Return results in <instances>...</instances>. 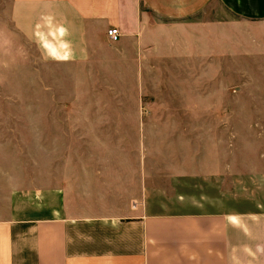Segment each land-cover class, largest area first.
Masks as SVG:
<instances>
[{
    "label": "crops",
    "instance_id": "obj_1",
    "mask_svg": "<svg viewBox=\"0 0 264 264\" xmlns=\"http://www.w3.org/2000/svg\"><path fill=\"white\" fill-rule=\"evenodd\" d=\"M3 17L7 43L133 92L90 106L137 114L43 118L57 145L0 176V264H264V209L227 207L222 190L264 171V137L226 115L241 76H264V0H0V44ZM195 178L217 197L187 192Z\"/></svg>",
    "mask_w": 264,
    "mask_h": 264
},
{
    "label": "rangeland",
    "instance_id": "obj_2",
    "mask_svg": "<svg viewBox=\"0 0 264 264\" xmlns=\"http://www.w3.org/2000/svg\"><path fill=\"white\" fill-rule=\"evenodd\" d=\"M2 24L0 176L3 183L11 174L29 173L38 169L42 163L43 146L47 144L53 146L54 143L57 145V137H52L51 132L48 134L49 128L43 122L45 116L126 114L133 117L137 114L136 107L90 106L95 100H106L108 97L109 99L123 96L134 97L133 92L127 94L122 93L121 90H109L106 87L118 76L75 74L72 73L75 67L49 65L47 61L37 59L36 52L32 49L29 53L34 54L35 58L28 59L26 54L29 53H27L25 41L18 35L14 44L7 43L8 36L4 37L9 34L6 17H3ZM241 77L243 79L240 84L249 85L246 91H242L241 101L227 98L226 115L236 116L238 120L235 124L227 125L237 131L258 132L261 133L259 136L264 137V90L254 91V93L249 91L253 83H264V81H257V78L264 76ZM232 78V75H226L228 81H232ZM117 83L120 84V81ZM263 86L260 85V88L264 89ZM234 91L232 89V94ZM251 94L259 98L251 100ZM128 125L132 132L134 124L128 123ZM134 135L129 133L130 141L133 140ZM258 141L264 147V138ZM241 142L245 140L242 139ZM217 184V182L195 178L185 190L197 198H201L205 190V193L212 198L218 195ZM222 190L226 194L223 199L227 207L249 210L257 205L259 209H264V171L258 172L255 176H249V172L227 176Z\"/></svg>",
    "mask_w": 264,
    "mask_h": 264
},
{
    "label": "built area",
    "instance_id": "obj_3",
    "mask_svg": "<svg viewBox=\"0 0 264 264\" xmlns=\"http://www.w3.org/2000/svg\"><path fill=\"white\" fill-rule=\"evenodd\" d=\"M107 36L111 41H116L120 37V31L117 27L107 29Z\"/></svg>",
    "mask_w": 264,
    "mask_h": 264
}]
</instances>
